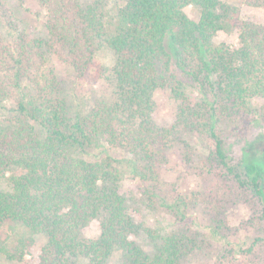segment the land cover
<instances>
[{
    "label": "trees",
    "instance_id": "obj_1",
    "mask_svg": "<svg viewBox=\"0 0 264 264\" xmlns=\"http://www.w3.org/2000/svg\"><path fill=\"white\" fill-rule=\"evenodd\" d=\"M6 1L0 0V24L16 36L7 41L0 32V230L7 226L13 234L9 245L0 238L1 254L22 260L40 234L44 243L35 264H115L117 253L119 264H180L205 240L186 226L141 230L120 192L121 159L102 146L125 143L132 173L156 182V167L182 128L205 141L201 172L208 185L205 193L190 191L172 201L162 196L165 209L182 221L189 204L200 203L210 214L245 192L264 205V166L231 163L221 136L225 120L247 115L252 99L264 95V26L242 20L239 8L223 0H118L110 15L96 0H42L48 40L29 39ZM240 1L264 9V0ZM234 30L236 47L215 41L219 31ZM43 45L79 77L98 67L97 51L110 48L113 101L68 116ZM190 86L198 91L195 100L187 94ZM157 88L170 89L179 101L169 127L151 122ZM18 90L7 108L4 101ZM144 193L148 200L158 194L149 187ZM94 219L99 233L88 237L84 230ZM258 220L260 234L237 251L247 259L259 255L264 264V206ZM142 232L148 249L136 240Z\"/></svg>",
    "mask_w": 264,
    "mask_h": 264
},
{
    "label": "rangeland",
    "instance_id": "obj_2",
    "mask_svg": "<svg viewBox=\"0 0 264 264\" xmlns=\"http://www.w3.org/2000/svg\"><path fill=\"white\" fill-rule=\"evenodd\" d=\"M20 5L17 0H7L6 6L13 13L18 29L26 33L27 38H40L48 40L45 28L46 9L42 0H23ZM81 3H89L95 0H78ZM100 1L107 15L114 11L118 0ZM239 8L242 20L264 26V9L256 6H248L240 0H223ZM187 13L192 19L199 18V12L188 7ZM1 22V20H0ZM0 32L7 41L16 36V32H9L1 26ZM216 42H223L230 47L238 45L237 30L226 34L219 31ZM43 51L48 58V66L59 79L58 96L64 100L68 116L75 117L86 114L98 101L110 104L114 99V80L109 71L114 63V55L110 48L103 47L96 52L97 66L90 68L87 74L79 77L72 66L64 62L62 58L52 53L46 45ZM101 67V69H99ZM25 84V83H24ZM191 98L198 97L197 89L187 87ZM20 96L19 90L15 96L4 101L7 108L13 107ZM154 104L151 111V122L157 127H169L176 120V112L179 101L168 88H157L153 94ZM119 123V122H118ZM117 123V124H118ZM121 124V123H120ZM118 125L119 127L121 125ZM39 129L38 126H36ZM179 139H176L171 147L164 151V159L157 168V181H141L130 170L132 153L125 143L116 146L103 145V151L111 156L121 159V184L120 192L128 199L130 212L134 215L142 229L157 230L160 233L169 232L174 228L188 227L199 232L205 240L200 248L185 257L180 264H258L260 256L250 259L243 257L237 250L246 248L260 234L263 229L258 218L261 216L263 203L245 192L242 197L232 196L224 206H219L216 212L204 209L200 203L189 204L186 217L182 221L173 209H165L161 204L162 196L167 201H172L178 195L189 194L190 191L205 193L208 185L202 175V161L207 156V148L204 139L197 133L188 132L184 128L180 130ZM221 136L224 142L226 154L231 163L238 164L242 160L264 166V95L255 97L251 102V109L245 116H240L235 121L225 120L221 127ZM187 144V146H186ZM101 149V148H100ZM192 150L188 153V150ZM189 155V158L187 157ZM155 185V186H154ZM264 187V176L262 179ZM5 183L0 181V188ZM149 187L155 193L148 200L144 189ZM98 221L94 219L84 230L88 237L99 233ZM13 231L3 226L0 230V238L9 245ZM35 242L22 260L6 257L0 253V264H35L38 260L40 248L44 243V237L40 234L34 236ZM136 240L146 249L149 248V238L144 232L136 237ZM12 243V242H11ZM262 251V249H261ZM264 259V258H263ZM120 254L112 258V263L119 264ZM77 261L75 264H81Z\"/></svg>",
    "mask_w": 264,
    "mask_h": 264
}]
</instances>
